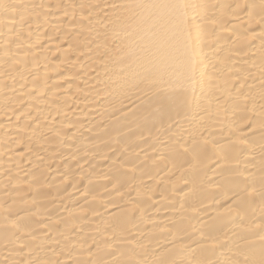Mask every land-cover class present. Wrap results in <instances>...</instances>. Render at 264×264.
Here are the masks:
<instances>
[{
    "label": "bare ground",
    "instance_id": "bare-ground-1",
    "mask_svg": "<svg viewBox=\"0 0 264 264\" xmlns=\"http://www.w3.org/2000/svg\"><path fill=\"white\" fill-rule=\"evenodd\" d=\"M0 264H264V0H0Z\"/></svg>",
    "mask_w": 264,
    "mask_h": 264
}]
</instances>
